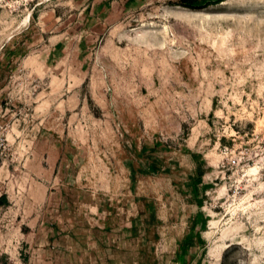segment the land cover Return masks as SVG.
Segmentation results:
<instances>
[{"label": "rangeland", "instance_id": "obj_1", "mask_svg": "<svg viewBox=\"0 0 264 264\" xmlns=\"http://www.w3.org/2000/svg\"><path fill=\"white\" fill-rule=\"evenodd\" d=\"M192 1L0 0V264H264V0Z\"/></svg>", "mask_w": 264, "mask_h": 264}, {"label": "crops", "instance_id": "obj_2", "mask_svg": "<svg viewBox=\"0 0 264 264\" xmlns=\"http://www.w3.org/2000/svg\"><path fill=\"white\" fill-rule=\"evenodd\" d=\"M22 44H23V43L21 42V44H19V45H22ZM21 48H22V46L20 47V49H21ZM29 56H30V55H28L27 57H29ZM0 195H3L4 198H5L4 200H1V201H0V206L4 205L5 203H7V202L10 201V200L8 199V197H7L5 194H0ZM95 258H96V257H94L93 259H95ZM38 264H52V263L43 260V261L38 262ZM59 264H65L64 260H63L62 262H60ZM66 264H67V262H66ZM84 264H98V263H97L96 260H92V259H90L88 262L85 261Z\"/></svg>", "mask_w": 264, "mask_h": 264}, {"label": "trees", "instance_id": "obj_3", "mask_svg": "<svg viewBox=\"0 0 264 264\" xmlns=\"http://www.w3.org/2000/svg\"><path fill=\"white\" fill-rule=\"evenodd\" d=\"M192 3H193L192 0H184L183 5L187 6V7H194V6H192ZM211 3H213V2H207V4H211ZM4 199H5L4 196L0 195V201L4 200Z\"/></svg>", "mask_w": 264, "mask_h": 264}, {"label": "built area", "instance_id": "obj_4", "mask_svg": "<svg viewBox=\"0 0 264 264\" xmlns=\"http://www.w3.org/2000/svg\"><path fill=\"white\" fill-rule=\"evenodd\" d=\"M4 140H3V137L0 135V149L2 148V146H3V142ZM2 151H0V153H1Z\"/></svg>", "mask_w": 264, "mask_h": 264}, {"label": "bare ground", "instance_id": "obj_5", "mask_svg": "<svg viewBox=\"0 0 264 264\" xmlns=\"http://www.w3.org/2000/svg\"><path fill=\"white\" fill-rule=\"evenodd\" d=\"M253 170H254V168H250V169H249V171H253Z\"/></svg>", "mask_w": 264, "mask_h": 264}]
</instances>
